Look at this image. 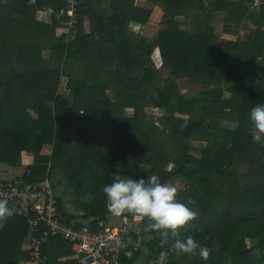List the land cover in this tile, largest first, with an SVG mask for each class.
<instances>
[{
  "label": "trees",
  "instance_id": "obj_1",
  "mask_svg": "<svg viewBox=\"0 0 264 264\" xmlns=\"http://www.w3.org/2000/svg\"><path fill=\"white\" fill-rule=\"evenodd\" d=\"M147 1L162 10L151 38L130 28L153 11L136 0H78L77 21L61 35L65 0H0V163L17 166L23 151L32 153L20 179L27 183L42 179L49 162L59 169L81 209L66 212L67 220L108 218L102 187L117 174L184 179L177 199L193 198L196 217L162 244L157 232L144 230L147 218L122 213L136 216L139 249L120 264L145 245L146 264H156L162 249L169 264H264V146L252 141L248 119L264 103V0L257 9L250 0ZM40 10L50 24L36 19ZM217 12L228 15L225 33L243 30V37L220 40L211 25ZM156 48L164 66L153 59ZM179 78L200 90L181 93ZM147 106L163 111L159 124ZM46 144L48 156L41 154ZM28 227L15 213L0 221V264L28 259ZM188 235L211 249L207 260L176 255L173 240ZM43 251L45 264H78L64 259L72 246L58 237Z\"/></svg>",
  "mask_w": 264,
  "mask_h": 264
},
{
  "label": "built area",
  "instance_id": "obj_2",
  "mask_svg": "<svg viewBox=\"0 0 264 264\" xmlns=\"http://www.w3.org/2000/svg\"><path fill=\"white\" fill-rule=\"evenodd\" d=\"M65 1L64 14L69 19L64 32L69 33L77 21L78 0ZM262 3L263 0H250L248 6L257 9ZM156 57L158 66H161L160 53ZM51 177L52 166L49 162L46 174L36 183L17 178L0 179V198L7 199L9 207L13 208L15 214L24 216L29 226L23 245L28 259L21 264H45L47 255L43 245L52 237L71 244L73 254L69 258L78 264H120L125 252L139 249V242L133 235V227L137 226L136 216L124 218L119 225L109 224L105 218L67 220L66 211L59 207L53 191ZM155 262L169 264L168 251L160 250Z\"/></svg>",
  "mask_w": 264,
  "mask_h": 264
},
{
  "label": "clouds",
  "instance_id": "obj_3",
  "mask_svg": "<svg viewBox=\"0 0 264 264\" xmlns=\"http://www.w3.org/2000/svg\"><path fill=\"white\" fill-rule=\"evenodd\" d=\"M248 119L252 127L249 130L252 141L264 146V103H257L249 110ZM102 192L106 195V208L113 215L130 213L147 218L145 231H155L166 244L171 237H177L179 230L193 220L197 213L189 205L195 203L191 197L186 202L177 199V188L162 183L156 174L133 178L117 176L108 184L103 185ZM13 208L7 199L0 198V221L11 217ZM171 247L176 255H198L207 260L211 249L207 245L196 242L191 235L184 240L174 239Z\"/></svg>",
  "mask_w": 264,
  "mask_h": 264
},
{
  "label": "rangeland",
  "instance_id": "obj_4",
  "mask_svg": "<svg viewBox=\"0 0 264 264\" xmlns=\"http://www.w3.org/2000/svg\"><path fill=\"white\" fill-rule=\"evenodd\" d=\"M206 4L210 3V0H206L205 2ZM228 15L225 14L224 12H217L215 13L214 16H211V25L214 26L215 32L217 35H219L221 37L220 40H224L226 41L225 43L231 44L233 43L238 36L239 37H243V35L245 34V31H240L239 35H235V34H228L224 32V27L227 23H229L228 19H227ZM61 31V30H60ZM60 33V32H59ZM157 54V53H156ZM157 60V57L155 56V61ZM161 66H164V64H162ZM64 79L62 80V91L64 92ZM178 86L180 88L181 93H195L198 92L200 89L198 88V86L196 87L195 85H192L189 83V80L187 78L183 79V80H177ZM66 92V91H65ZM68 93V92H66ZM157 107L154 106H147L146 107V112L149 115L154 116L155 121L159 124L160 123V117L162 115V110L160 108H158V110L156 109ZM199 142H195V148L199 147ZM48 147V146H46ZM48 149L50 150V154L52 153V145H50L46 151H48ZM198 149V148H196ZM127 162L131 161V158H127L126 160ZM145 168V167H142ZM117 176H122L120 174H117ZM0 179H11L9 176H5L3 175V173H0ZM64 178V174H62V172L59 169H55L52 168V177H51V184L53 187V191L56 195V197L60 200L63 201V204L66 208V210L69 212L70 216H77L79 214V212H75L73 211V208H71V206L68 204L67 202V198H66V190L67 189H72L69 185V183L67 182V179ZM171 185H174L176 188H179L181 186H184L185 182L184 179H180L179 177H175L171 180L170 182ZM72 191V190H71ZM107 222L109 224H113V225H119L122 223V217L116 216V215H110L108 216ZM136 224H138L136 222ZM149 258V250L148 247L145 246H141L140 249V255H139V259L137 261H133L131 264H140V262L142 260H147Z\"/></svg>",
  "mask_w": 264,
  "mask_h": 264
},
{
  "label": "crops",
  "instance_id": "obj_5",
  "mask_svg": "<svg viewBox=\"0 0 264 264\" xmlns=\"http://www.w3.org/2000/svg\"><path fill=\"white\" fill-rule=\"evenodd\" d=\"M136 4L140 5V6H145V7H152L153 11H152V15H151L149 21L146 24L139 25L137 23L131 22L130 28L135 32H141L143 35H145L149 38L155 36L157 31L159 30V19H160V16L162 14L161 13L162 10H161L160 6L152 4V3L148 2L147 0H136ZM106 6H108V5H106ZM63 15H64V9L61 10V12L59 14V26L56 29L57 35H61L65 30L66 22L62 19ZM36 19L40 22H44V23H48V24L51 23L50 14L46 11H41V10L38 11L36 14ZM88 26H89V22L86 21V27L88 28ZM156 53H159V50L157 48L154 50V53H153V59L154 60H155ZM174 60H175L174 57H171L169 60V63L172 64L174 62ZM162 62H163V60H162ZM183 79H185V78H179L178 80H183ZM133 112L134 111L132 108L126 109V114L129 116L133 115ZM46 146L49 147L50 144H46L43 146L41 154L48 156V155H50V150L48 149V151H46V149L48 148ZM33 161H34V155L32 153L27 152V151H23L21 153V163L19 165L11 166L8 164L0 163V173H3V175H5V176H9L11 179H13V178L21 179L22 175L26 172L27 166L29 164L33 163ZM64 178H66L65 175H64ZM71 190L72 189H70V190L67 189L65 191L67 194L66 195L67 202L71 206V208H73V211L80 213L81 209L79 208V200L75 196V193L73 192V190L72 191ZM66 208L67 207L64 206L65 211L68 212L66 210ZM64 259H71V258L66 257ZM64 259L62 261H64ZM138 259H139V256L134 261H137ZM146 261L142 260L140 262V264H146Z\"/></svg>",
  "mask_w": 264,
  "mask_h": 264
}]
</instances>
